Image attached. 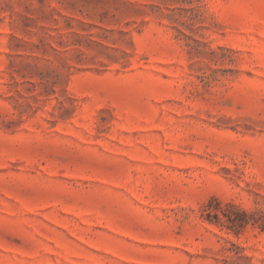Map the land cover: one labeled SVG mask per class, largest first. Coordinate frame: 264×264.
I'll use <instances>...</instances> for the list:
<instances>
[{"label": "rangeland", "instance_id": "rangeland-1", "mask_svg": "<svg viewBox=\"0 0 264 264\" xmlns=\"http://www.w3.org/2000/svg\"><path fill=\"white\" fill-rule=\"evenodd\" d=\"M0 264H264V0H0Z\"/></svg>", "mask_w": 264, "mask_h": 264}]
</instances>
